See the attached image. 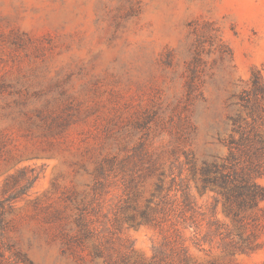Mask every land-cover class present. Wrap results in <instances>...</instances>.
I'll use <instances>...</instances> for the list:
<instances>
[{
    "label": "rangeland",
    "instance_id": "obj_1",
    "mask_svg": "<svg viewBox=\"0 0 264 264\" xmlns=\"http://www.w3.org/2000/svg\"><path fill=\"white\" fill-rule=\"evenodd\" d=\"M253 68L264 74V0H0V264H103L72 222L87 170L143 136L149 152L165 151L186 114L198 156L224 155L212 136L228 131L229 96ZM190 183L206 218L213 194ZM254 214L253 252L191 245V263L264 264V202ZM214 216L234 227L220 201ZM122 229L148 258L157 230Z\"/></svg>",
    "mask_w": 264,
    "mask_h": 264
},
{
    "label": "trees",
    "instance_id": "obj_2",
    "mask_svg": "<svg viewBox=\"0 0 264 264\" xmlns=\"http://www.w3.org/2000/svg\"><path fill=\"white\" fill-rule=\"evenodd\" d=\"M193 89L189 83V93ZM229 98V106L235 108L224 118L228 131L224 136L218 131L212 136L214 143L226 149L224 155L208 151L198 156L197 117L186 114L182 129L165 151L149 152L143 136L131 149L121 146L110 150L87 170L91 177L85 184L88 198L83 200L75 190L70 205L79 238L94 239L89 251L93 258L103 264H194L191 245L217 244L231 255L251 253L258 247L254 211L264 202V186L258 182L264 176L262 71L253 68ZM149 178L153 181L147 189ZM190 181L199 193L209 190L213 194L206 218L195 202ZM108 195L113 201L99 224L93 216L102 210L99 202ZM219 201L233 228L215 218ZM0 208L2 214L4 208ZM203 221L207 229L201 233ZM124 223L157 230L158 240L148 258L137 255L133 241L122 236Z\"/></svg>",
    "mask_w": 264,
    "mask_h": 264
}]
</instances>
